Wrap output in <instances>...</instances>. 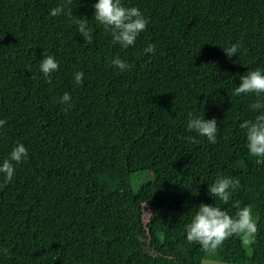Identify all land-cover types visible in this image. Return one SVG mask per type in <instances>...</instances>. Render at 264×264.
<instances>
[{
	"label": "trees",
	"instance_id": "trees-1",
	"mask_svg": "<svg viewBox=\"0 0 264 264\" xmlns=\"http://www.w3.org/2000/svg\"><path fill=\"white\" fill-rule=\"evenodd\" d=\"M62 2L0 0V163L17 143L28 149L11 182L0 173V264H203L185 226L215 202L233 215L252 204L257 218L250 248L225 241L226 264H264V160L240 127L260 113L255 94L233 95L241 76L264 71V0H122L149 19L127 49L95 21L98 0L51 16ZM76 18L88 19L91 44ZM238 42L229 59L223 48ZM46 55L59 62L51 83ZM189 113L216 119L215 144L188 129ZM140 174L150 179L136 188ZM221 176L241 185L227 205L208 192Z\"/></svg>",
	"mask_w": 264,
	"mask_h": 264
},
{
	"label": "clouds",
	"instance_id": "clouds-1",
	"mask_svg": "<svg viewBox=\"0 0 264 264\" xmlns=\"http://www.w3.org/2000/svg\"><path fill=\"white\" fill-rule=\"evenodd\" d=\"M72 0H63L57 7L53 8L50 15L53 17L66 15L69 19L73 17L71 7ZM94 19L102 25L106 32H109L114 44H119L127 49L134 46L141 32L146 30L149 19L145 17L138 7H126L122 0H98L94 4ZM73 23L83 38L84 44L93 42L92 29L88 25V19L76 18ZM240 43L231 44L223 48L230 59L240 51ZM145 54H155L154 44H148L143 50ZM112 66L121 72L130 69V65L116 57ZM59 68V62L52 55H46L40 63V72L46 77V82L51 83V74ZM83 72H76L74 81L77 85L83 83ZM240 85L234 88L233 95L236 97L242 94H255L256 101L249 105L250 110L259 112L253 120H245L240 127L245 130L246 147L250 157L257 158V162L264 160V71L257 68L248 71L240 77ZM59 103L71 107V95L65 92ZM67 111V109H64ZM187 127L195 131L207 140L215 144L217 142L218 125L215 118L205 120L203 116H194L189 113ZM7 123L0 119V129ZM28 157V149L22 143H17L10 152L8 158L0 163V173L4 175L5 183L11 182L15 173L16 165L25 161ZM241 187L240 181L228 176H221L208 185V192L212 197L218 198L227 205L233 192ZM236 211L230 214L215 202L214 205L201 203L191 221L186 224V239L189 244H198L201 249L210 256H216L225 241L232 237H238L244 248H250L256 242L258 233L257 218L254 216V206L246 204L241 206L239 202L233 205ZM6 253L7 250L5 249Z\"/></svg>",
	"mask_w": 264,
	"mask_h": 264
},
{
	"label": "rangeland",
	"instance_id": "rangeland-1",
	"mask_svg": "<svg viewBox=\"0 0 264 264\" xmlns=\"http://www.w3.org/2000/svg\"><path fill=\"white\" fill-rule=\"evenodd\" d=\"M147 179H150L149 175L147 174L145 175L140 174L138 176H135L134 182H133L134 186L138 188V186L144 181H146ZM140 199L143 200L146 205L152 207L153 205L152 192L150 190H148L147 193H144L140 197ZM226 250L227 248H226V245L224 244L222 248L218 251V254L216 256H210V255H207L199 246L196 249L194 259L197 262L203 263V264H226L225 262Z\"/></svg>",
	"mask_w": 264,
	"mask_h": 264
}]
</instances>
